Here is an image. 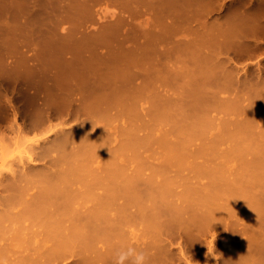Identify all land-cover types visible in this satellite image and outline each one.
Instances as JSON below:
<instances>
[{
    "label": "rangeland",
    "instance_id": "374dc122",
    "mask_svg": "<svg viewBox=\"0 0 264 264\" xmlns=\"http://www.w3.org/2000/svg\"><path fill=\"white\" fill-rule=\"evenodd\" d=\"M240 24L264 29V0H0V171L63 127L166 139L120 157L129 170L156 171L169 192H202L219 217L222 257L232 246L225 196L264 194V34L246 40ZM228 38L240 53H224ZM242 41L260 48L248 53ZM109 72L127 99L112 110L93 99ZM38 116L43 128L29 131ZM10 126L22 130L18 139ZM247 260L238 262L264 264L258 253Z\"/></svg>",
    "mask_w": 264,
    "mask_h": 264
},
{
    "label": "bare ground",
    "instance_id": "6f19581e",
    "mask_svg": "<svg viewBox=\"0 0 264 264\" xmlns=\"http://www.w3.org/2000/svg\"><path fill=\"white\" fill-rule=\"evenodd\" d=\"M240 25L242 29L234 31L242 38L264 34L261 27ZM238 44L234 38L219 43L225 54L244 48ZM245 45L248 53L260 48ZM214 75L218 78L217 72ZM116 77L109 72L93 95L110 110L127 100L111 82ZM46 121L38 116L27 129L40 130ZM10 130L16 139L21 136L20 128ZM120 138L106 129L63 127L34 140L15 167L11 168L15 161L9 162L10 170L7 163L3 165L9 172L0 171V264H115L117 253L129 246L146 254V264L220 260L240 264L241 256L247 261L255 253L264 257V194L245 191L225 196L221 211L229 218L232 246L218 258L214 253L219 217L202 200V192L190 188L185 193L169 192L155 184L156 171L129 170L120 157L127 149L160 140L128 134L125 140ZM161 140L160 146L168 145ZM171 153L178 161L183 155L181 150ZM188 253L195 259L188 260Z\"/></svg>",
    "mask_w": 264,
    "mask_h": 264
},
{
    "label": "clouds",
    "instance_id": "9594fccd",
    "mask_svg": "<svg viewBox=\"0 0 264 264\" xmlns=\"http://www.w3.org/2000/svg\"><path fill=\"white\" fill-rule=\"evenodd\" d=\"M212 258L216 259L214 256ZM146 260L147 257L143 251H137L135 247L129 246L117 253L115 264H146Z\"/></svg>",
    "mask_w": 264,
    "mask_h": 264
}]
</instances>
